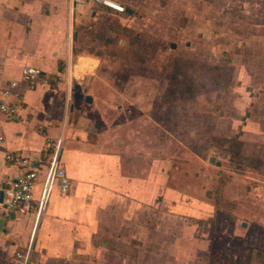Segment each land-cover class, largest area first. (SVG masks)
I'll use <instances>...</instances> for the list:
<instances>
[{
	"label": "crops",
	"instance_id": "0c3cea01",
	"mask_svg": "<svg viewBox=\"0 0 264 264\" xmlns=\"http://www.w3.org/2000/svg\"><path fill=\"white\" fill-rule=\"evenodd\" d=\"M114 1L134 14L91 4L72 14L67 0H0V96L7 90L21 117L12 121L0 114V185L23 172L6 162L8 152L30 159L41 184L52 153L47 143L60 138V164L72 182L67 195L51 189L38 218L35 212L26 216L0 213V264H17L15 254L23 255L28 247L29 264H208L196 259L207 254L209 247L199 246L191 208L165 201L170 196L166 174L149 164L136 167L132 147L120 144L121 137L89 132L82 127V117L70 120L76 102L81 98L85 102L90 96L81 97L76 90L78 78L93 76L101 57L81 47L82 25H88L93 39L103 40L102 36H110L108 32L115 28L113 18L130 28L146 20L160 25L172 11L188 17L178 29L190 34L207 31L206 35L198 34L197 41L207 37L206 46L213 55L221 56L215 51L223 46L222 52H229L232 64L242 56L253 67L251 71L259 80L243 83L236 78L229 89L240 94L237 98H244V102L239 122L225 135L236 129L240 141L264 147L263 129L245 140L251 125L264 123V55L258 58L254 50H248L264 43V27L259 33L243 31L253 30L249 28L253 25L245 24L249 16L264 17V0H202V5L201 0ZM199 6L208 7L204 13L214 16L203 21L197 16L195 21L193 14L202 12ZM227 18L240 20L234 23L238 32L233 28L232 33L227 32L226 26H232L229 23L220 30L218 22ZM232 37L237 39L234 44L228 41ZM217 41L223 44L215 46ZM189 42L193 45L185 41L186 47ZM236 43L240 44L239 52L234 48ZM25 66L41 69L51 84L30 88L22 80ZM58 76L68 78L69 85L64 80L54 82ZM13 82L15 86H11ZM157 196H163V201H156Z\"/></svg>",
	"mask_w": 264,
	"mask_h": 264
},
{
	"label": "rangeland",
	"instance_id": "374dc122",
	"mask_svg": "<svg viewBox=\"0 0 264 264\" xmlns=\"http://www.w3.org/2000/svg\"><path fill=\"white\" fill-rule=\"evenodd\" d=\"M198 9L202 12L193 14L195 21L197 16L198 21L214 16L204 13L206 6ZM113 20L115 28L108 32L110 36H102L103 40L93 39L88 25L81 26V47L101 57L93 76L78 78L76 86L81 97L90 95L93 103L79 99L70 120L82 117V127L89 132L121 137L120 144L132 147L136 167L149 164L166 174L170 196L165 201L191 208L195 234L203 240L199 239V246L209 247L207 254H199L196 259L208 264H264V147L240 141L236 129L230 136L225 135L239 122L244 102V98H237L240 94L229 89L236 78L243 83L259 80L251 71L253 67L241 56L234 64L231 60L227 72L219 62L220 56L217 58L206 46L207 37L197 41L198 34L206 35L207 31L190 34L178 29L179 23L188 20L180 13H167L166 22L160 25L146 20L143 25L129 28L117 18ZM239 22L227 18L218 24L221 31L223 25L231 24L226 29L232 33L234 23ZM245 24L253 25L249 27L253 30L244 32L259 33L264 17L249 16ZM230 39L232 44L237 41L235 37ZM185 41L193 45L189 42L186 47ZM172 43L175 49L170 48ZM221 43L217 41L215 46ZM236 46V51H241L240 44ZM222 47L215 54H221ZM248 50H254L259 58L264 55V43ZM188 54L192 58L183 56ZM177 59L194 61L183 74L195 79L194 97L179 96L181 91L175 87ZM215 67H220V83L212 85L205 72ZM203 83L206 88L199 91ZM259 129L264 132V123L251 125L245 140ZM156 201H163V196H157Z\"/></svg>",
	"mask_w": 264,
	"mask_h": 264
},
{
	"label": "built area",
	"instance_id": "2783aa9c",
	"mask_svg": "<svg viewBox=\"0 0 264 264\" xmlns=\"http://www.w3.org/2000/svg\"><path fill=\"white\" fill-rule=\"evenodd\" d=\"M70 7V13H77L85 4L101 5L102 7L113 12L124 14L125 7L114 0H67ZM22 80L34 88L38 84H51L45 77L41 69L25 66L21 71ZM64 80L68 84V78L62 79L57 77L56 81ZM15 82L11 86H15ZM9 92L6 90L0 96V114L8 120L20 121L17 106L9 98ZM0 135V141H2ZM62 139L55 143H47V147L52 150L50 159L47 164L45 179L41 184L37 183V168L32 161L20 153L8 152L5 154V160L8 164L22 169V175L14 180H10L0 185V213L6 212L19 216H26L35 212L36 218L42 213L47 202L49 193L53 187L58 190L60 195H67L72 189L71 179L67 176L64 168L60 164L59 151ZM40 185V187H39ZM30 247L27 248L23 255L15 254L17 264H29Z\"/></svg>",
	"mask_w": 264,
	"mask_h": 264
},
{
	"label": "trees",
	"instance_id": "16d2710c",
	"mask_svg": "<svg viewBox=\"0 0 264 264\" xmlns=\"http://www.w3.org/2000/svg\"><path fill=\"white\" fill-rule=\"evenodd\" d=\"M219 62L222 63L225 67L224 69H227V72H229L230 70V63H231V58L229 55V52L225 51L221 53ZM194 63V61H189V60H185V59H177L176 60V66H177V74H178V80L176 82L175 87H177V89H179L181 92L179 94V96L181 97H194V88H192V85L194 86L195 84V79L191 76L188 75L187 77L185 75H183L184 73H186V69L189 67H192V64ZM221 67V65H219ZM220 67H215L212 69L206 68V74L209 76V80L210 83L212 85L218 84L220 83V81H218L219 76H220ZM196 70L194 69L193 72H195ZM187 86V87H186ZM204 88H206V83H203L200 86L199 91L203 90ZM185 90V91H184ZM189 90V92H188ZM198 90V88H197ZM198 91V92H199ZM178 92V90H176V93ZM174 94V93H173Z\"/></svg>",
	"mask_w": 264,
	"mask_h": 264
},
{
	"label": "water",
	"instance_id": "95a60500",
	"mask_svg": "<svg viewBox=\"0 0 264 264\" xmlns=\"http://www.w3.org/2000/svg\"><path fill=\"white\" fill-rule=\"evenodd\" d=\"M125 13L127 14V15H130V16H132L133 14H134V12L132 11V10H130V9H128V8H126L125 9ZM170 48L171 49H175V44H171L170 45ZM85 102L87 103V104H91L92 103V98L90 97V96H86L85 97ZM210 163H213V159H210V161H209ZM1 198H2V195H0V200H1ZM246 225L243 223L242 224V227H245Z\"/></svg>",
	"mask_w": 264,
	"mask_h": 264
}]
</instances>
